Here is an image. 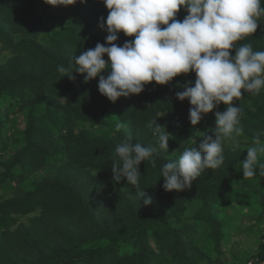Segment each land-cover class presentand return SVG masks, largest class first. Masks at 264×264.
<instances>
[{"label":"trees","instance_id":"trees-1","mask_svg":"<svg viewBox=\"0 0 264 264\" xmlns=\"http://www.w3.org/2000/svg\"><path fill=\"white\" fill-rule=\"evenodd\" d=\"M108 12L102 0L59 10L44 0H0V55L12 54L0 64V264H231L221 259L224 245L244 208L255 220L257 250L233 254V262L264 264V176L257 168L244 179L241 164L257 134L264 142V89L256 96L242 90L234 100L243 108V132L238 147L225 142L223 165L206 169L190 189L167 192L160 169L177 159L169 154L198 148L197 133L214 135L204 126H216L215 113L225 110L221 103L191 125L192 106L176 93L194 86V72L167 85L153 81L115 103L99 92V77L85 83L79 73L74 80L60 73L58 66L74 71L76 55L107 46L99 25L102 17L106 25ZM187 14L181 8L176 18ZM259 19L253 36L238 43L264 51V16ZM132 39L120 33L117 44ZM11 115L23 116L25 128ZM154 121L171 135L168 151L158 149ZM128 136L157 148L156 166L151 160L139 166L138 186L113 180L115 149ZM10 153L11 163L2 160Z\"/></svg>","mask_w":264,"mask_h":264},{"label":"clouds","instance_id":"clouds-1","mask_svg":"<svg viewBox=\"0 0 264 264\" xmlns=\"http://www.w3.org/2000/svg\"><path fill=\"white\" fill-rule=\"evenodd\" d=\"M53 7L71 6L77 0H44ZM86 3L87 0H79ZM109 10L101 18L100 28L106 29V44L74 57L76 65L58 66V71L70 79L74 73L88 83L99 77L98 90L115 103L121 97L139 95L145 85L153 81L167 85L174 78L194 72V86L189 82L176 97L189 101L191 125H198L206 114L212 113L221 103L227 108L217 111L214 135L202 134V142L185 147L178 159L164 163L160 169L167 192H182L192 187L206 169L215 170L224 163V144L243 132L240 119L242 107L234 105L240 100L242 90L253 96L264 89V51L254 50L251 43H238L252 37L257 31L260 17L264 16V0H102ZM184 8L187 15L181 21L177 13ZM161 25L165 27H161ZM120 33L134 37L117 44ZM235 51V56L230 55ZM107 55L109 62L104 56ZM108 72L107 77L102 73ZM153 135L158 149L168 151L170 134L154 121ZM118 128L121 125L117 126ZM247 158L241 163L244 179L257 174L264 176V142L260 134L247 148ZM112 164L113 180L119 183L126 178L128 185L138 186L141 176L139 166L151 160L156 166L157 148L132 142L131 136L123 139L115 149ZM141 198L144 191L139 192ZM151 197L144 199L145 205Z\"/></svg>","mask_w":264,"mask_h":264},{"label":"rangeland","instance_id":"rangeland-1","mask_svg":"<svg viewBox=\"0 0 264 264\" xmlns=\"http://www.w3.org/2000/svg\"><path fill=\"white\" fill-rule=\"evenodd\" d=\"M55 9L59 10L60 6L55 7ZM0 56H1L0 64H3L12 56V54L10 52H3ZM226 108L227 106L223 104L220 110H226ZM3 110L8 111L9 110L8 105H4ZM11 118L16 119L19 128L21 129L25 128V121H24L23 116L11 115ZM204 128H205L204 131H206L207 129H210L212 131L216 128V126L210 123H206ZM195 138H198V137H195ZM170 139H171V135H170ZM0 142H1V137H0ZM10 154L11 156L3 155L2 160L6 161L7 163H11L13 161L14 154L13 153H10ZM169 155L170 157H177L178 159L180 155V151L174 150ZM216 213H220V212H216ZM227 214H231V210L228 211ZM251 215H250V212L245 208L239 210L238 215H237V221L233 225L236 228L234 229L233 227V230H230L229 243L224 245L227 251V255L221 258L223 262L229 261L231 264H234L233 258H232L233 254L238 255V256H242V255L245 256L251 253L252 251L255 252L257 250L256 241L259 238V233L256 231L252 232V228L255 225V220L254 218L251 217ZM23 222L28 223L29 221L27 220V218H25ZM262 228H263V235H264V225ZM247 264H255V260L249 259Z\"/></svg>","mask_w":264,"mask_h":264}]
</instances>
